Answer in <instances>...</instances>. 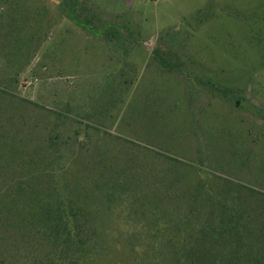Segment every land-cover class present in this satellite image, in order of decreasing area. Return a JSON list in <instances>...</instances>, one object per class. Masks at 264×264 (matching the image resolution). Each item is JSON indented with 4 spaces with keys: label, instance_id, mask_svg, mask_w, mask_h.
Segmentation results:
<instances>
[{
    "label": "rangeland",
    "instance_id": "rangeland-1",
    "mask_svg": "<svg viewBox=\"0 0 264 264\" xmlns=\"http://www.w3.org/2000/svg\"><path fill=\"white\" fill-rule=\"evenodd\" d=\"M66 1L0 0V187L86 203L80 264H168L186 216L200 264H264V0Z\"/></svg>",
    "mask_w": 264,
    "mask_h": 264
},
{
    "label": "trees",
    "instance_id": "trees-1",
    "mask_svg": "<svg viewBox=\"0 0 264 264\" xmlns=\"http://www.w3.org/2000/svg\"><path fill=\"white\" fill-rule=\"evenodd\" d=\"M75 4L76 0L66 1L67 15L70 18ZM77 135L78 133L75 134L76 138H79ZM83 145L82 140L79 147ZM34 175V172L26 169L21 172L16 181L18 183L12 185L11 176L4 179L6 185L0 187V202L5 203L3 210L0 209L1 221L6 223L5 226L11 224L16 231L12 236L6 232L0 239V264H80L87 261L94 252L91 247L98 233L93 230L96 225L90 217L88 207L84 206L86 203L73 199L70 193H67V197H61L57 190L52 191V197L41 196V191L36 188L38 183L36 186L29 183ZM3 195L6 201L1 199ZM208 200L212 211L219 215L216 227L219 230H235L241 216L238 217L239 220H235L230 213L224 216L213 206L212 198ZM11 210L16 212L14 218L5 216ZM189 224L190 217L186 216L181 224L164 220L161 229L153 230L149 236V245L159 248V260L167 261L168 264H173L174 259L177 263L189 260L191 264H200L201 256H196L193 249L186 244V238L191 233L188 234L185 230L186 234L182 230ZM210 232L215 238L213 245H216V238L220 235L216 236L217 232L214 230ZM162 249L165 250L164 253H160Z\"/></svg>",
    "mask_w": 264,
    "mask_h": 264
}]
</instances>
